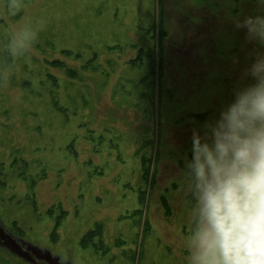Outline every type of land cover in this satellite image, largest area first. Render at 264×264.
<instances>
[{"label": "rangeland", "instance_id": "rangeland-1", "mask_svg": "<svg viewBox=\"0 0 264 264\" xmlns=\"http://www.w3.org/2000/svg\"><path fill=\"white\" fill-rule=\"evenodd\" d=\"M0 264H264V0H0Z\"/></svg>", "mask_w": 264, "mask_h": 264}]
</instances>
